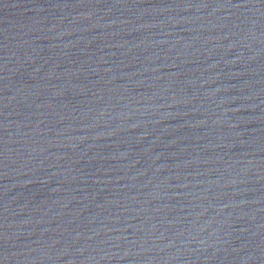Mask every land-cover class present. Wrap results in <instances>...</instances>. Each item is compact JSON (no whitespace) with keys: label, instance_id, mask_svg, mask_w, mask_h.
Masks as SVG:
<instances>
[{"label":"water","instance_id":"95a60500","mask_svg":"<svg viewBox=\"0 0 264 264\" xmlns=\"http://www.w3.org/2000/svg\"><path fill=\"white\" fill-rule=\"evenodd\" d=\"M0 264H264V0H0Z\"/></svg>","mask_w":264,"mask_h":264}]
</instances>
